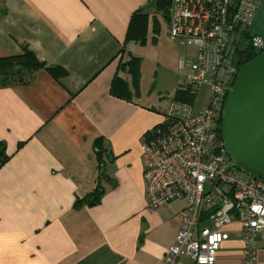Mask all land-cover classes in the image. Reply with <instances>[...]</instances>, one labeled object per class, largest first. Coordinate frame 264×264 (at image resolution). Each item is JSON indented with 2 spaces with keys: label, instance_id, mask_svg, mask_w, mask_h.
Listing matches in <instances>:
<instances>
[{
  "label": "crops",
  "instance_id": "1",
  "mask_svg": "<svg viewBox=\"0 0 264 264\" xmlns=\"http://www.w3.org/2000/svg\"><path fill=\"white\" fill-rule=\"evenodd\" d=\"M156 1L0 0V58L25 47L44 64L28 83L0 85L9 155L0 166V264H158L174 242L184 203L147 207L141 158L145 133L169 106L126 65L136 57L130 17L154 16ZM50 66L66 74L55 78ZM116 77L129 97L111 92ZM96 138L106 149L102 176ZM97 184L98 202L75 206ZM227 230L216 264H243L237 224Z\"/></svg>",
  "mask_w": 264,
  "mask_h": 264
},
{
  "label": "built area",
  "instance_id": "2",
  "mask_svg": "<svg viewBox=\"0 0 264 264\" xmlns=\"http://www.w3.org/2000/svg\"><path fill=\"white\" fill-rule=\"evenodd\" d=\"M263 0H171L168 34L194 52L186 56L184 84L209 89L207 105L172 101L161 123L141 144L147 207L184 203L180 228L158 264H216L227 226L236 223L243 264H257L264 244V178L237 169L219 133L225 98L240 66L237 52L264 49V37L249 28Z\"/></svg>",
  "mask_w": 264,
  "mask_h": 264
},
{
  "label": "water",
  "instance_id": "3",
  "mask_svg": "<svg viewBox=\"0 0 264 264\" xmlns=\"http://www.w3.org/2000/svg\"><path fill=\"white\" fill-rule=\"evenodd\" d=\"M220 136L237 169L264 178V49L240 67L223 104Z\"/></svg>",
  "mask_w": 264,
  "mask_h": 264
},
{
  "label": "rangeland",
  "instance_id": "4",
  "mask_svg": "<svg viewBox=\"0 0 264 264\" xmlns=\"http://www.w3.org/2000/svg\"><path fill=\"white\" fill-rule=\"evenodd\" d=\"M170 6L171 2L167 8ZM168 27L169 20L163 14V10L154 13L148 20L144 42H137L134 52L139 60L141 88L151 90L154 95L161 97L164 105L170 107L178 85L184 84L186 67L182 61L194 50L186 44L172 40L168 34ZM249 30L264 37V0ZM209 92L205 85L197 88L193 102L195 111L205 104Z\"/></svg>",
  "mask_w": 264,
  "mask_h": 264
},
{
  "label": "trees",
  "instance_id": "5",
  "mask_svg": "<svg viewBox=\"0 0 264 264\" xmlns=\"http://www.w3.org/2000/svg\"><path fill=\"white\" fill-rule=\"evenodd\" d=\"M170 2L171 0H157L156 5L159 9L164 11L168 7ZM148 20L149 18L146 13L140 11H136L135 13H133L128 23L126 40H133L139 43H143ZM259 53V51H255L253 48L245 46L244 49L237 52L239 66L241 67L243 64L252 60ZM138 62L139 60L137 59V57L131 56L126 63L128 71L132 74L133 80H135L136 82L138 81L139 77ZM43 67L44 64L41 63L31 51L24 47L23 53L20 55L5 56L0 58V85L10 86L28 83L33 79L35 72ZM121 67H123V64ZM47 69L55 78H59L66 74L65 70L59 66H50ZM111 92L117 96L123 97H129L130 95L128 84L119 77H116L113 80V83L111 85ZM195 95L196 93L191 87H182L178 85L174 95V99L176 101H184L193 104ZM220 124L221 119L219 121V133ZM94 146L99 173L100 176H102L103 162L101 161V159L102 154L106 152V149L104 148L101 138L95 139ZM5 150V144L0 142V166L4 164L9 158V155ZM102 193V186L100 184H97L93 191L90 192L87 196H85L81 200L78 199L75 206L78 207L81 202L94 204L98 202Z\"/></svg>",
  "mask_w": 264,
  "mask_h": 264
}]
</instances>
